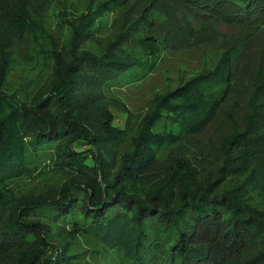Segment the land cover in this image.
<instances>
[{
    "label": "trees",
    "instance_id": "1",
    "mask_svg": "<svg viewBox=\"0 0 264 264\" xmlns=\"http://www.w3.org/2000/svg\"><path fill=\"white\" fill-rule=\"evenodd\" d=\"M113 2L64 18L72 62L51 97L34 103L18 93L23 86L11 90L8 72L19 54L32 57L16 39L29 36L36 51L50 29L25 7L0 13V183L38 162L48 180L0 202V262L12 251V264H108L48 238L60 224L112 245L125 264H264V204L245 197L264 187V0ZM130 8L141 23L97 52L107 16L126 21ZM174 49L197 51L200 69L186 65L157 92L142 131L123 141L106 125L108 99L120 100L116 88L145 80Z\"/></svg>",
    "mask_w": 264,
    "mask_h": 264
},
{
    "label": "rangeland",
    "instance_id": "2",
    "mask_svg": "<svg viewBox=\"0 0 264 264\" xmlns=\"http://www.w3.org/2000/svg\"><path fill=\"white\" fill-rule=\"evenodd\" d=\"M100 1L102 0H4V4L0 6V13L4 15L5 19L6 13L10 8L15 7L18 11H21L25 7L30 14L42 17L51 33V38L48 41H42V45L36 51L28 48V46H34V42L31 41L29 36L16 39V47L19 51H22V53L29 52L32 54V57L19 56V54L18 57L13 59L12 67L8 72L11 81V90L23 86L18 93H26L29 103L37 102L45 96L50 98L49 93L56 77L65 66L72 62L69 53V47L73 43L72 36L69 37L68 31H66L63 37L62 28L65 24L64 18L68 15L72 19L84 10L85 13L89 12V9L95 13L96 6ZM118 1L114 0L113 3ZM133 2L134 0H129V3ZM139 12L137 8H130L124 14L127 17L126 21L120 19L114 21L115 13H110L106 18L107 20L104 21L108 26H106L104 32L101 34V41H98L93 48L97 52L105 50L128 28L132 20H136L138 23L140 22L137 20ZM95 15L97 16V14ZM15 17V30L20 33L27 29L22 15L16 14ZM138 23L136 27L139 28L142 24L139 26ZM134 31L138 30H131L130 32ZM131 38L129 37L128 39ZM125 47L127 51L135 52L133 51L134 46L132 41H128ZM186 65L189 68L195 67L196 71L199 70V67L202 65V58L199 53L192 49L185 51L174 49L168 52L166 59L158 69L151 73L145 80L116 88L115 92L120 100L116 99L112 102L111 99L113 98L108 99L112 114L108 115L109 118L107 120L109 121L106 125L118 133L124 131L126 139L123 136V141L129 142L130 138L137 136L142 131L145 125L144 116L150 109L152 98L157 92L163 91L169 83L174 84V79H177L181 72H185L184 67ZM211 68H214V66H210L207 71H210ZM168 75H170V78ZM10 93H14V91H10ZM125 107L128 108V112L131 110V122H129L127 114L124 111ZM95 109L99 117H103L99 106ZM67 139V136L61 138L60 143L63 144ZM109 144L107 143V145ZM47 161L52 162L53 160L50 159ZM43 167V164H39L38 162L31 166L27 174H22L13 180L0 183V202L8 201L13 197L17 198L32 189L47 187V177L44 175L41 178L38 175V173L43 172ZM237 179L240 181L244 180L245 176L240 175ZM10 185L18 187L12 196L9 195L8 191ZM245 197L253 204H264V187L261 184L259 188L251 186V189H248L247 192L245 190ZM51 228L52 233L48 234V238L66 243L72 250L80 251L82 249H88L91 250L89 253L90 258L107 262L108 264H125L124 255L120 250L91 235L79 232L76 227H62L60 224H55ZM46 244L48 243L42 245L46 246ZM11 253L12 251L6 252L5 255L8 259H4L3 263L0 262V264H12L10 259Z\"/></svg>",
    "mask_w": 264,
    "mask_h": 264
}]
</instances>
